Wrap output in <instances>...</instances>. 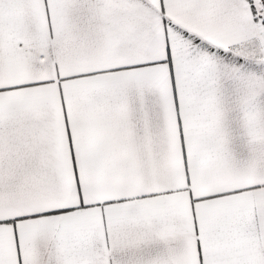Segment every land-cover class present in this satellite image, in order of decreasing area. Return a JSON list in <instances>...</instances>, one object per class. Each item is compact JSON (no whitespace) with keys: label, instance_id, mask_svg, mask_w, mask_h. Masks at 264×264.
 Listing matches in <instances>:
<instances>
[{"label":"snow or ice","instance_id":"1","mask_svg":"<svg viewBox=\"0 0 264 264\" xmlns=\"http://www.w3.org/2000/svg\"><path fill=\"white\" fill-rule=\"evenodd\" d=\"M0 264H264V0H0Z\"/></svg>","mask_w":264,"mask_h":264}]
</instances>
